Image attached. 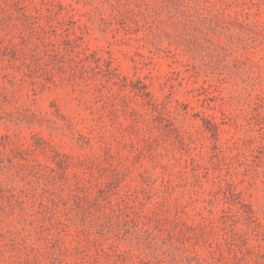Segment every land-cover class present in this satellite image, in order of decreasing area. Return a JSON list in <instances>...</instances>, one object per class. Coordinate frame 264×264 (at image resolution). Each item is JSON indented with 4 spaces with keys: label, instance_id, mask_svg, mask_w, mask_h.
Segmentation results:
<instances>
[{
    "label": "rangeland",
    "instance_id": "obj_1",
    "mask_svg": "<svg viewBox=\"0 0 264 264\" xmlns=\"http://www.w3.org/2000/svg\"><path fill=\"white\" fill-rule=\"evenodd\" d=\"M0 264H264V0H0Z\"/></svg>",
    "mask_w": 264,
    "mask_h": 264
}]
</instances>
